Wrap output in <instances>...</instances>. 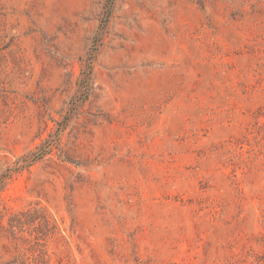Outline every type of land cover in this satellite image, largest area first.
<instances>
[{
  "label": "rangeland",
  "instance_id": "obj_1",
  "mask_svg": "<svg viewBox=\"0 0 264 264\" xmlns=\"http://www.w3.org/2000/svg\"><path fill=\"white\" fill-rule=\"evenodd\" d=\"M0 264H264V0H0Z\"/></svg>",
  "mask_w": 264,
  "mask_h": 264
},
{
  "label": "trees",
  "instance_id": "obj_2",
  "mask_svg": "<svg viewBox=\"0 0 264 264\" xmlns=\"http://www.w3.org/2000/svg\"><path fill=\"white\" fill-rule=\"evenodd\" d=\"M114 1H115V0H108V5H109L110 7L113 6ZM39 155H42V152H41V154H39Z\"/></svg>",
  "mask_w": 264,
  "mask_h": 264
}]
</instances>
